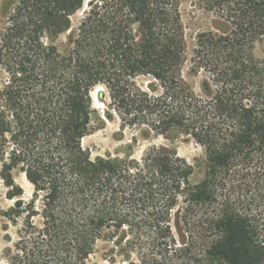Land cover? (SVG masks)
Returning <instances> with one entry per match:
<instances>
[{
    "label": "trees",
    "instance_id": "16d2710c",
    "mask_svg": "<svg viewBox=\"0 0 264 264\" xmlns=\"http://www.w3.org/2000/svg\"><path fill=\"white\" fill-rule=\"evenodd\" d=\"M183 1L90 0L76 25L86 0H19L11 11L0 33L10 264H88L100 242L125 264H264V60L251 54L264 0H194L213 19L192 49L205 97L183 80ZM139 76L156 84L142 90ZM97 87L122 128L200 145L205 179L191 184L194 167L163 145L140 159L92 158L82 141L102 122Z\"/></svg>",
    "mask_w": 264,
    "mask_h": 264
},
{
    "label": "rangeland",
    "instance_id": "374dc122",
    "mask_svg": "<svg viewBox=\"0 0 264 264\" xmlns=\"http://www.w3.org/2000/svg\"><path fill=\"white\" fill-rule=\"evenodd\" d=\"M85 7L72 17V23L76 25L82 18ZM19 0H0V33L7 26L11 11L18 4ZM182 24L185 29V37L188 47L187 62L183 70V80L195 96L205 97L204 86L207 83V76L204 73L198 75L191 73L192 49L196 35L206 28H211L212 17L204 10L196 7L194 0H184L181 6ZM67 41V35H62L54 40L58 46H62ZM63 51V48L61 49ZM252 56L259 60H264V40L256 43L251 51ZM134 85L142 90L148 91L149 84H156L149 77L139 76L134 81ZM101 90V91H99ZM99 91V92H98ZM104 92L106 100H100V93ZM93 107L99 112L102 122L96 130L83 139L82 146L88 150L92 158L108 157L112 159H126L132 154L135 159H140L144 151L152 145H163L175 150L181 159H184L194 167L193 175L190 177L191 184H198L206 177V155L205 150L193 141L185 137L175 139H165L163 137H153L146 127L122 128L117 115L113 114L112 119L104 116V112L109 105L108 92L105 88H96L92 93ZM16 185L23 191V198L29 200L33 193V187L26 180L25 176L15 171L13 174ZM16 186L13 189L16 191ZM11 188L6 186L2 176V164L0 163V264H10L6 251L13 248L17 239V226L7 217L9 210L14 206L15 200L10 199ZM179 205L176 211L179 209ZM112 245L100 242L96 253L91 257L88 264H125L122 257L110 259V249ZM135 261V259H133Z\"/></svg>",
    "mask_w": 264,
    "mask_h": 264
}]
</instances>
